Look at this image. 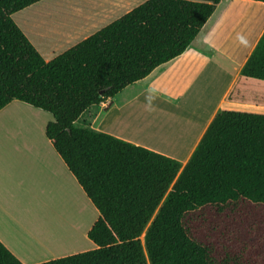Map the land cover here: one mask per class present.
Wrapping results in <instances>:
<instances>
[{
	"label": "trees",
	"instance_id": "1",
	"mask_svg": "<svg viewBox=\"0 0 264 264\" xmlns=\"http://www.w3.org/2000/svg\"><path fill=\"white\" fill-rule=\"evenodd\" d=\"M40 1L0 0V110L53 115L46 136L99 216L95 248L37 264H264V113L219 110L185 166L76 125L185 52L220 0H146L49 61L13 18ZM241 74L264 80V33ZM0 264L23 263L0 241Z\"/></svg>",
	"mask_w": 264,
	"mask_h": 264
},
{
	"label": "crops",
	"instance_id": "2",
	"mask_svg": "<svg viewBox=\"0 0 264 264\" xmlns=\"http://www.w3.org/2000/svg\"><path fill=\"white\" fill-rule=\"evenodd\" d=\"M90 1L93 6H89ZM130 2L84 0L68 3L60 11L53 9L55 1L43 6L33 4L19 11L16 23L49 61L130 11L116 16ZM45 13L50 16L43 20ZM247 15L249 20L245 22ZM263 33L264 2L220 0L185 52L92 106L76 125L146 147L185 166L219 110L264 113V101L250 94L249 80L255 78L241 74ZM38 110L18 100L0 110V241L23 264L95 248L88 232L99 216L46 136L53 115ZM21 111L35 119L20 117ZM67 204L77 206V212L69 217L65 211L64 217L50 216L51 205ZM80 217L84 228L80 226L79 233L93 245L57 252L60 248L45 234L62 221L73 230Z\"/></svg>",
	"mask_w": 264,
	"mask_h": 264
},
{
	"label": "rangeland",
	"instance_id": "3",
	"mask_svg": "<svg viewBox=\"0 0 264 264\" xmlns=\"http://www.w3.org/2000/svg\"><path fill=\"white\" fill-rule=\"evenodd\" d=\"M54 1H55V3L53 5V9L60 11L61 9H64L68 5V3H75L77 1H84V0H66V2H64L62 4H61V2H62L61 0H42L38 3H36L35 5L43 6V5L49 4V3L54 2ZM59 1H61V2H59ZM145 1L146 0H131L129 5L123 6V7H121L120 10H118L116 16L122 15L127 10L134 8V7L140 5L141 3L145 2ZM90 2L91 3L89 6H93L92 3H94V2H92V1H90ZM240 12L242 13L243 11H240ZM48 14L49 13H45L42 16V19L44 20L46 18L45 16H47ZM20 15H21L20 12H17L13 15L15 22H16V20L18 21ZM48 16H50V15H48ZM241 16H242L241 20H243L245 18L244 14H241ZM247 17L248 18L245 22H247L249 20L248 15H247ZM49 19H51V18L49 17ZM255 33H256V30L254 29L253 34H255ZM249 81H251V84H249V86L251 88V92H250L251 96L256 97L258 99H262L264 101V80L251 79ZM38 111H41V110H38ZM35 114L39 115V116L41 115L42 117H45L44 114L42 115L39 112H35ZM19 115H20V117L26 118V120L33 121V119H35L31 113L21 111V112H19ZM58 206H60V207H57V205H51V211H53V213L55 212L53 214V216L58 215L59 217H61L63 215V217H64V211H65V212H67L68 217H69L70 214L72 216L78 210L77 206L71 205V204H67L65 206H63V205L62 206L58 205ZM52 207L54 209H52ZM156 213H157V211L153 215L151 221L154 219ZM81 221H82L81 217L76 220L73 230H71L72 228H67V226L65 225V223H66L65 221H62V225H58V226L55 225V226L51 227L50 231L53 230L51 233H54L57 230V232L54 233L55 235L51 234L52 237L56 236L55 241H57V242H55V246L60 248V250L57 252L76 250L78 248H83V247H86L89 245H91V246L93 245L91 242L89 244L90 240H86L85 237L82 235L83 233L82 234H80L81 232L79 233V227L81 226ZM56 227H57V229H56ZM75 227H77V230L74 233ZM80 228L82 229V228H84V226H81ZM144 234L145 233H143L142 236ZM142 236H141V239H142ZM52 237H50V239H52ZM34 244H36V242H34ZM28 252L31 253L30 250Z\"/></svg>",
	"mask_w": 264,
	"mask_h": 264
},
{
	"label": "bare ground",
	"instance_id": "4",
	"mask_svg": "<svg viewBox=\"0 0 264 264\" xmlns=\"http://www.w3.org/2000/svg\"><path fill=\"white\" fill-rule=\"evenodd\" d=\"M57 207H59V206H57ZM42 208H43V207H42ZM42 208H41V209H42ZM61 208H62V207H61ZM52 209H54V208L52 207ZM43 211H44V210H43ZM57 211H58V210H57ZM36 212H39V211H36ZM54 213H55V212H54ZM54 213L52 212V215L50 214V216H53ZM47 214H48V213H47ZM61 214H62V213H61ZM62 216H63V215H62ZM48 217H49V215H48ZM52 219H53V218H52ZM52 219H51V220H52ZM52 222H53V221H52ZM58 222H59V221H58ZM58 224H59V223H58ZM58 224H57V225H58ZM59 225H60V224H59ZM50 226H52V225H51V222H50ZM49 228H50V227H49ZM46 229H47V228H46ZM50 229H51V228H50ZM56 229H57V227H56ZM48 231L50 232L49 235H46V234H47V233H46L44 237L46 238V237L48 236V237H49V240H50V237H52V235H53L54 233H56L57 230H56L54 233H51L53 230H52V231L48 230ZM51 234H52V235H51ZM59 234H60V233H59ZM59 234H58V235H59ZM54 235H55V234H54ZM55 237H56V236L52 237V239H51V242H52V243H53V242H57V241H55ZM46 239H47V238H46ZM56 240H57V239H56ZM48 243H49V242H48ZM52 245H53V244H52Z\"/></svg>",
	"mask_w": 264,
	"mask_h": 264
}]
</instances>
